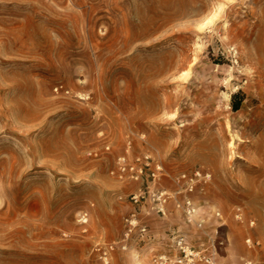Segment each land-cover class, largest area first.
I'll return each instance as SVG.
<instances>
[{
    "label": "rangeland",
    "instance_id": "1",
    "mask_svg": "<svg viewBox=\"0 0 264 264\" xmlns=\"http://www.w3.org/2000/svg\"><path fill=\"white\" fill-rule=\"evenodd\" d=\"M263 152L264 0H0V264H103L133 213L155 240L110 264L177 233L264 264ZM124 158L150 165L120 178Z\"/></svg>",
    "mask_w": 264,
    "mask_h": 264
},
{
    "label": "built area",
    "instance_id": "2",
    "mask_svg": "<svg viewBox=\"0 0 264 264\" xmlns=\"http://www.w3.org/2000/svg\"><path fill=\"white\" fill-rule=\"evenodd\" d=\"M150 162L148 159L143 163L136 162H128L125 158L119 161L118 166V175L120 178L128 177L132 179H139L145 167H148ZM160 167L156 166V169L152 171V176L154 180H156L158 176V172L160 171ZM209 177V175L203 176L200 171H196L192 176L187 175L186 173L177 177L178 183H184L185 189L181 186V189L178 193H182L184 191H192L193 190V183L195 180L200 181L204 178ZM159 205L166 201V195L164 192H155L153 194ZM132 200L134 202L139 201V196H133ZM184 217L187 223H195L197 227H202V223L195 221V213L196 209L192 204V201L188 198L185 199V203L183 206ZM158 213L165 215V210L161 206L158 209ZM83 223H86L87 219L83 216L82 217ZM136 232L138 234L139 242L142 243H149L155 240L154 235L151 233L150 229L148 228L147 224L142 223L139 221L137 215L135 213L131 214L129 217L126 218L125 224V232L124 237L119 241L117 244H107V245H96L94 247V252L98 255L99 259L102 261L103 264H110L112 253L116 248L120 249H127V242L132 237V234ZM172 252H156L151 250L152 252V263L153 264H216L215 257L217 255V249L214 244H211L210 247L207 249H197L192 247L187 239L186 236L183 234H175L172 243H171Z\"/></svg>",
    "mask_w": 264,
    "mask_h": 264
},
{
    "label": "bare ground",
    "instance_id": "3",
    "mask_svg": "<svg viewBox=\"0 0 264 264\" xmlns=\"http://www.w3.org/2000/svg\"><path fill=\"white\" fill-rule=\"evenodd\" d=\"M152 67V66H151ZM169 69H170V67H169ZM144 75V74H143ZM141 77V76H140ZM155 78V77H154ZM144 79V78H143ZM141 80V79H140ZM143 82V81H142ZM141 86V85H140ZM142 88V87H141ZM165 104V103H164ZM165 107V106H164ZM263 145V144H262ZM262 150V149H261ZM261 154V153H260ZM263 154H264V152H263ZM262 166V165H261ZM259 194V193H258ZM263 195V194H262Z\"/></svg>",
    "mask_w": 264,
    "mask_h": 264
},
{
    "label": "trees",
    "instance_id": "4",
    "mask_svg": "<svg viewBox=\"0 0 264 264\" xmlns=\"http://www.w3.org/2000/svg\"><path fill=\"white\" fill-rule=\"evenodd\" d=\"M238 108H239V107H238V105H237V106L234 107V110H238Z\"/></svg>",
    "mask_w": 264,
    "mask_h": 264
}]
</instances>
